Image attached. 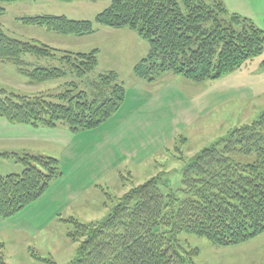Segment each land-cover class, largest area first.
Instances as JSON below:
<instances>
[{"label":"trees","instance_id":"16d2710c","mask_svg":"<svg viewBox=\"0 0 264 264\" xmlns=\"http://www.w3.org/2000/svg\"><path fill=\"white\" fill-rule=\"evenodd\" d=\"M19 1L30 0L0 3ZM109 1L110 7L94 20L54 15L19 20L74 37L93 35L98 26L130 29L151 46L149 55L134 67L136 77L149 83L167 73L196 84L217 81L264 54V28L231 13L221 0ZM3 11L0 7V14ZM26 56L49 61L31 62ZM0 61L15 65L31 83L67 77L80 82H71L55 96H26L0 88V119L12 124L50 129L64 125L74 133L93 130L112 119L125 99V88L115 72L88 78L98 67V50L66 52L21 41L8 36L0 25ZM252 153L257 157L253 164L234 159L236 154ZM15 158L24 171L0 176V222L40 199L63 176L58 159ZM183 193V200L174 193L165 195L160 178L155 177L126 193L104 221L82 224L70 220L74 229L67 236L79 246L76 259L69 264H194L198 250L185 246L181 235L232 247L263 234L264 112L250 125L232 130L227 138L198 153L183 171ZM2 249L0 245V264H6Z\"/></svg>","mask_w":264,"mask_h":264},{"label":"rangeland","instance_id":"374dc122","mask_svg":"<svg viewBox=\"0 0 264 264\" xmlns=\"http://www.w3.org/2000/svg\"><path fill=\"white\" fill-rule=\"evenodd\" d=\"M224 1L222 0L225 4ZM229 1L236 7L243 5L241 3L243 0ZM77 2L85 3L73 2L77 5H71L73 3L54 0L0 3L4 10L0 14V25L8 36L21 41L46 44L53 49L66 52L89 51L92 45H101L105 42L104 38L86 41L81 47L69 45L66 48L65 36L49 31L45 27L26 25L19 20L44 15L93 20L111 5L109 0ZM253 17L255 24L259 28H264V24L259 23L264 16L253 14ZM113 39L128 40L124 36H113L106 41ZM142 42L146 48L143 54L145 55L150 44L143 39ZM135 48L121 47L116 49L117 55L112 56L111 48L104 47L100 65L98 64L95 71L88 76L93 80L109 72L118 75L119 83L126 91L125 99L117 112L121 111L122 115L136 112L131 99L141 85L144 86V95L147 97H153L163 87V84L158 82L149 83L136 77L134 67L136 61L142 58V53L140 46L136 48L138 53ZM26 59L40 63L49 61L32 56H26ZM172 80L177 82L175 84L178 89L172 90L169 99L176 101L180 98L184 104L188 100L189 105L179 102L175 105L170 104L160 119H153L151 126L126 134L119 143L112 140V137H117L116 133L119 135L123 131L113 123L117 113L101 127L77 133L64 125L56 129L42 126L22 127L24 125L17 126L18 124L0 119V176L23 173L24 167L16 160L15 155L19 157L41 155L58 159L63 173L61 178L52 182L40 199L13 218L0 222V245H3L1 251L6 264L71 263L77 257L79 243L67 236L74 229L70 220L82 224L104 221L126 193L152 178H160V187L165 195L174 193L179 200H183L185 198L183 171L193 158L205 148L227 138L232 130L250 125L264 112V95L257 98L250 95L241 99L240 96H234L235 92L227 89L218 90L217 93L206 97L215 81L196 84L182 76L174 77ZM73 81L74 78L67 77L46 83H31L18 72L15 65L0 61V88L8 92L26 96L50 94L55 96L65 91L68 84ZM79 86L85 90L86 86L80 84ZM189 86H193L191 91ZM232 96L234 99L229 105L227 103ZM126 100L127 103L123 107ZM244 110H247V116L241 117L240 113ZM12 128H22L25 143H15L13 146L7 143V139L2 138L6 135L5 132ZM65 132L68 135H60ZM51 136H57L59 139ZM104 143L105 148L98 152L96 147H102ZM6 145L9 146L4 150L3 146ZM17 145L19 148H13ZM222 147L223 144L219 148ZM9 150L15 152H8ZM234 159L246 165L253 164L257 157L255 153L236 154ZM180 241L191 250H198L194 264L264 263V233L244 244L232 247L215 246L206 238L196 235H181Z\"/></svg>","mask_w":264,"mask_h":264},{"label":"crops","instance_id":"0c3cea01","mask_svg":"<svg viewBox=\"0 0 264 264\" xmlns=\"http://www.w3.org/2000/svg\"><path fill=\"white\" fill-rule=\"evenodd\" d=\"M224 2H225L227 9L231 13L241 14L252 20L254 18L253 14H258V15L260 14L261 17L264 16V6H263L264 0H243L241 2L243 3L241 7H236L233 2L231 1L228 2V0H225ZM76 3H85V2H76ZM71 5H77V4L73 3ZM83 9H86V8H83ZM259 23L264 24V18H262L259 21ZM113 36H124L128 40L113 39V40L106 41L108 39H112ZM65 38L67 39L64 42L66 48L69 47V45L81 47V46H84L86 41H89L92 39L104 38L105 42H102L101 45H98V44L92 45V49L89 51H74V52H81V53H90L94 50H98L99 51V65H100V59L102 57V54L104 53V47L111 48L110 53L113 56V55H117L118 51H116V49L118 50L121 47L134 46L138 48L140 46L142 58H139L138 61H136L135 65L138 64L143 59H145L150 53V46H149L148 53L143 55L146 48H145L144 42H142V38L139 35H137L135 32H133L132 30L127 29V28L112 29V28L98 26L96 33L93 35L82 36V37L65 36ZM138 52L139 51L137 50V53ZM263 64H264V54L252 61H249L240 70L236 71L235 73L230 74L224 77L223 79L215 81V85L209 90L206 97L209 96L210 94L217 93L218 90L222 91V90H227V89H230V91L235 92L234 96H240L239 98L241 99L247 98L250 95L254 98L264 95ZM111 71H114V70H111ZM174 77H178V75L167 73V74H164L162 77H160L158 81L154 82V83L158 82L160 84H163V87H161L159 89V92L155 94L153 97H147L144 95V91H143L144 86L141 85L140 89L137 88L136 90L137 92L134 94V96L131 99V102H133L134 104L133 107L135 108L136 112L134 114L131 112L129 114L122 115L120 114L121 113L120 111L119 113L115 115L113 119L114 121L113 123L118 125L121 129H123V131L119 135L117 133L115 134L117 137H112L113 141H117L119 143L125 138L126 134H131L134 131L139 130L143 127L147 128L148 126H151L153 119H156V118L160 119V117L163 114V111L167 110L170 104L175 105L178 102L184 104V102L180 98H178L176 101H171L169 99L170 96L172 95V90L178 89L177 85L175 84L177 82L175 80L174 81L172 80ZM140 83H143V82H140ZM181 83H185V82H181ZM188 88L191 91L193 86H189ZM144 96L146 99L144 98ZM234 96H232L231 99L228 100L229 101L228 103L227 102L225 103L230 105L231 102H233ZM126 103H127V100L124 103L123 107L126 105ZM186 104L189 105L188 100ZM251 107L254 108L253 105ZM140 114H144V115H140ZM184 115L186 114L184 113ZM240 115L241 117L247 116V110L242 111ZM17 126H20V125H17ZM22 127H26V126H22ZM21 129L22 128L8 129V131L5 132L6 135H4L2 138L7 139V143L9 145L11 144L15 146L14 145L15 143L23 144L25 143L26 138L24 136L25 134L23 130ZM10 130H14V131H10ZM124 131L126 132L124 133ZM60 135L66 136L68 134L67 132H65L64 134H60ZM52 137L55 139H59V137L57 136H51V138ZM47 143H48V140H47ZM9 145L3 146V149L7 150V147ZM13 148H19V145ZM104 148H105V143L103 144L102 147L101 146L96 147L98 152L103 151ZM8 152H15V151L9 150Z\"/></svg>","mask_w":264,"mask_h":264}]
</instances>
